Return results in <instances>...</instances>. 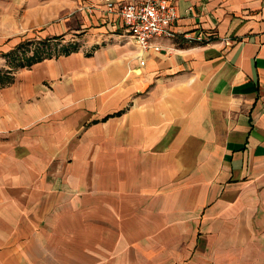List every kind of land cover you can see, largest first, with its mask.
I'll return each mask as SVG.
<instances>
[{
	"label": "crops",
	"instance_id": "1",
	"mask_svg": "<svg viewBox=\"0 0 264 264\" xmlns=\"http://www.w3.org/2000/svg\"><path fill=\"white\" fill-rule=\"evenodd\" d=\"M103 1L0 0V264H264V0Z\"/></svg>",
	"mask_w": 264,
	"mask_h": 264
},
{
	"label": "built area",
	"instance_id": "2",
	"mask_svg": "<svg viewBox=\"0 0 264 264\" xmlns=\"http://www.w3.org/2000/svg\"><path fill=\"white\" fill-rule=\"evenodd\" d=\"M108 13L118 15L124 22L130 38L143 51H161L153 40L173 37L170 29L179 20L177 5L169 0H142L138 3L118 4L104 0Z\"/></svg>",
	"mask_w": 264,
	"mask_h": 264
},
{
	"label": "trees",
	"instance_id": "3",
	"mask_svg": "<svg viewBox=\"0 0 264 264\" xmlns=\"http://www.w3.org/2000/svg\"><path fill=\"white\" fill-rule=\"evenodd\" d=\"M49 50H50V46L48 45V43L47 44L46 43H43V44H41L36 49V51L34 52V56L31 57V58H29V59L27 58V56H26L25 53H22L23 51H21V54H22L21 57H20V53L18 54V51H17V52L11 53L9 55V58L12 57L13 62H18L17 63V67L30 66V65H32V64H34V63L39 62L40 60H42L44 58V56H46V57L51 56L50 54H52V53ZM71 51H72L71 48H65L64 47L61 50V53L62 54H68ZM7 73L8 72L0 71V85H2V84H8L10 82L9 78L8 77H5V74L7 75Z\"/></svg>",
	"mask_w": 264,
	"mask_h": 264
},
{
	"label": "rangeland",
	"instance_id": "4",
	"mask_svg": "<svg viewBox=\"0 0 264 264\" xmlns=\"http://www.w3.org/2000/svg\"><path fill=\"white\" fill-rule=\"evenodd\" d=\"M38 47H39V45L30 46L29 48H27V53H29V55H30L31 53L35 52ZM22 53H26V52L23 51ZM4 65H5V61L3 59L0 60V68H2ZM12 68H14V67H12Z\"/></svg>",
	"mask_w": 264,
	"mask_h": 264
}]
</instances>
